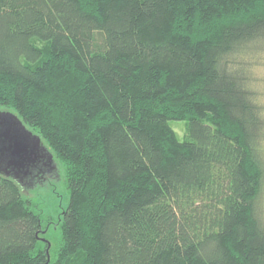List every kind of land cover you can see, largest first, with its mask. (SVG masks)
Listing matches in <instances>:
<instances>
[{
  "label": "trees",
  "instance_id": "obj_1",
  "mask_svg": "<svg viewBox=\"0 0 264 264\" xmlns=\"http://www.w3.org/2000/svg\"><path fill=\"white\" fill-rule=\"evenodd\" d=\"M262 65L264 0H0V107L70 194L52 260L0 174V264H264Z\"/></svg>",
  "mask_w": 264,
  "mask_h": 264
},
{
  "label": "rangeland",
  "instance_id": "obj_2",
  "mask_svg": "<svg viewBox=\"0 0 264 264\" xmlns=\"http://www.w3.org/2000/svg\"><path fill=\"white\" fill-rule=\"evenodd\" d=\"M257 77L264 80L263 65L259 67ZM259 89L264 92V86H259ZM0 112L12 113L11 109L4 107H0ZM0 123H2V125L7 124L4 121H0ZM187 124V121L170 122V126L177 133L181 141L185 138ZM58 167V177L56 179H47L38 184L20 185L22 196L32 203L33 210L39 213L42 219V241L39 242L37 249H44L47 246L52 260L55 259L62 244V218L64 216V211L68 208L70 199L63 170H61V166L58 165ZM0 174L6 175V173L3 172H0ZM261 203V219L264 222V197Z\"/></svg>",
  "mask_w": 264,
  "mask_h": 264
},
{
  "label": "water",
  "instance_id": "obj_3",
  "mask_svg": "<svg viewBox=\"0 0 264 264\" xmlns=\"http://www.w3.org/2000/svg\"><path fill=\"white\" fill-rule=\"evenodd\" d=\"M0 121L7 123L3 125L0 123V172L6 173V175H2L12 178L19 186L38 184L47 179H56L58 177V163L42 140L25 127L21 121L17 120V117L12 113L0 114ZM27 137L34 139L36 147L41 145L47 151L48 158L56 166L52 175L41 174V178L38 180L24 177L26 167L37 157L36 150L27 144Z\"/></svg>",
  "mask_w": 264,
  "mask_h": 264
},
{
  "label": "flooded vegetation",
  "instance_id": "obj_4",
  "mask_svg": "<svg viewBox=\"0 0 264 264\" xmlns=\"http://www.w3.org/2000/svg\"><path fill=\"white\" fill-rule=\"evenodd\" d=\"M26 142L30 147L36 150L37 157L26 167V170L24 171V177L28 179L32 178L33 180H38L39 178H41V174L52 175L56 166L53 165L51 159L48 158L49 155L47 151H45V149L41 145H38L36 147V143L31 137H27Z\"/></svg>",
  "mask_w": 264,
  "mask_h": 264
}]
</instances>
